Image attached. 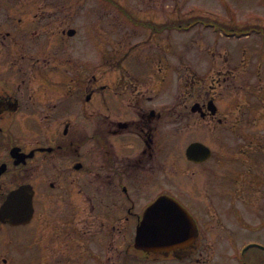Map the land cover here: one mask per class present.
I'll list each match as a JSON object with an SVG mask.
<instances>
[{"label":"flooded vegetation","instance_id":"flooded-vegetation-1","mask_svg":"<svg viewBox=\"0 0 264 264\" xmlns=\"http://www.w3.org/2000/svg\"><path fill=\"white\" fill-rule=\"evenodd\" d=\"M66 18L0 17V207L21 188L33 207L26 223L0 221V264L18 252L11 230L36 229L40 208L44 264H264V126L241 140V71L249 52L258 76L264 52L230 46L214 93L192 71L188 38L172 40L193 17ZM200 24L218 33L214 43L241 37ZM203 53L221 58L208 45ZM179 79L185 89L167 96ZM255 81L248 106L262 120L264 80ZM160 196L192 223L179 246L147 252L134 245L136 228Z\"/></svg>","mask_w":264,"mask_h":264},{"label":"rangeland","instance_id":"rangeland-1","mask_svg":"<svg viewBox=\"0 0 264 264\" xmlns=\"http://www.w3.org/2000/svg\"><path fill=\"white\" fill-rule=\"evenodd\" d=\"M118 2L124 12H129L131 17H195L206 16L215 17L220 20H225L226 23L232 24H249L260 23L264 25V0H114ZM116 6L112 0H0V17H67L64 22L66 25L74 26L73 21H70L69 17H128L127 13ZM198 17V18H199ZM87 19V18H86ZM230 21V22H229ZM99 24L105 22L99 20ZM99 26V25H98ZM138 26L131 25V39L135 40L136 35L133 28ZM102 29V28H99ZM143 29V28H142ZM221 32V31H220ZM218 33L214 32L212 28H207L201 24H195L194 27L186 33L185 31H177L174 33L175 37H172L173 41L181 43V37L188 38L189 44L193 47L194 54V67L192 70L199 74H205L207 77L205 88L210 89L214 93L219 90V86L213 83L215 79L213 75L217 77V72L220 68H217V64L222 62L228 53L230 46H238L236 50H240L241 47H246L251 52L263 51L264 52V37L260 33H251L250 35H244L245 37L240 40L236 38H225L222 35L219 39V43H214L215 37ZM148 33L143 34V39L146 38ZM68 40V39H67ZM237 41V42H235ZM209 46L217 55V52H221V58L209 59L203 53L206 46ZM66 46H74V43L66 41ZM231 47L233 51L234 48ZM234 52V51H233ZM233 56V53H232ZM231 58L229 61H239L237 56L235 59ZM253 55L250 57L248 52L244 61L248 62L243 66L241 71L243 89L241 91L242 101V135L241 138L243 146L250 143L251 131L256 132L259 136L262 133L264 126V119L260 117L252 119V109L249 107L252 105L254 96L252 91L256 88V77H263L264 71L257 76L256 70L251 68V62H255L257 57ZM189 65H193V62L188 59ZM215 64V68L212 66ZM211 65L212 68L209 69ZM262 66L264 67V61ZM181 73L185 74L183 70ZM217 82V81H216ZM211 84H215L212 89ZM186 81L179 79L176 80L171 86H169L165 93L168 96L170 93H177L176 87L185 89ZM210 91V92H211ZM226 100H231L232 93H227ZM246 100V101H245ZM249 105V106H248ZM258 115V114H256ZM211 131V136L213 132ZM249 133V134H247ZM44 209L38 210L37 217L34 221L36 229L22 226L11 230L14 236H17L18 249L17 255L12 259V264H44L45 257L44 247L46 244V237L43 235L44 229ZM2 241L8 237V235L2 231ZM50 241V246H53V242ZM3 248V247H2ZM4 250V249H3ZM58 254L59 252L56 251ZM54 253V258L58 255ZM3 255H6L3 252ZM154 264V262L152 263Z\"/></svg>","mask_w":264,"mask_h":264},{"label":"water","instance_id":"water-1","mask_svg":"<svg viewBox=\"0 0 264 264\" xmlns=\"http://www.w3.org/2000/svg\"><path fill=\"white\" fill-rule=\"evenodd\" d=\"M197 143L192 144L189 150L196 148ZM206 154L209 149L204 146ZM22 189V188H21ZM21 189L11 192L0 209V219L9 218L11 223L27 222L32 216L31 197L21 196ZM22 200L17 211H11V201ZM191 225L190 216L177 202L169 197L161 196L145 211L140 224L137 227L135 245L147 251H161L174 247Z\"/></svg>","mask_w":264,"mask_h":264},{"label":"trees","instance_id":"trees-1","mask_svg":"<svg viewBox=\"0 0 264 264\" xmlns=\"http://www.w3.org/2000/svg\"><path fill=\"white\" fill-rule=\"evenodd\" d=\"M112 2H114L116 5H118L119 6V4L116 2V1H112ZM120 7V9H122V10H124L123 8H121V6H119ZM130 16V15H129ZM131 17V16H130ZM196 17H199V16H195L194 18H196ZM207 16H201L200 18L202 19V20H206L207 18H206ZM215 22H219L218 20H216ZM219 23H221V25H223V28L225 29V30H228V31H242V32H245L246 30H252L251 28H252V26L251 25H247V26H244L243 25V27L241 26V28H239L238 26H236V25H227V24H225V23H222V22H219ZM262 30H264L263 28H262ZM264 32V31H263Z\"/></svg>","mask_w":264,"mask_h":264}]
</instances>
